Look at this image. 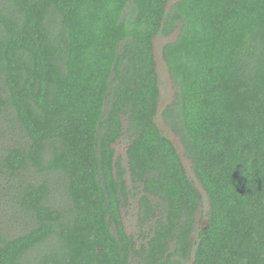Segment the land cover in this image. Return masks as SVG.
<instances>
[{"label": "trees", "instance_id": "1", "mask_svg": "<svg viewBox=\"0 0 264 264\" xmlns=\"http://www.w3.org/2000/svg\"><path fill=\"white\" fill-rule=\"evenodd\" d=\"M0 264H264V0H0Z\"/></svg>", "mask_w": 264, "mask_h": 264}, {"label": "rangeland", "instance_id": "2", "mask_svg": "<svg viewBox=\"0 0 264 264\" xmlns=\"http://www.w3.org/2000/svg\"><path fill=\"white\" fill-rule=\"evenodd\" d=\"M155 42H157V41H155ZM162 65H164L163 63H162ZM174 141H176V139L174 138ZM115 147H117V149H118V151H120V150H122V147H121V144H118V145H116ZM179 147V145L177 144V148ZM179 154L181 155L182 154V152H181V150L179 151ZM182 161H183V163H184V165L186 166V167H188V163H187V160H185V158L184 157H182ZM134 212H133V210H131V211H129L128 212V214H126V216H128L127 218V221H126V223H127V230L128 231H131V233H133L134 231L133 230H135V218H134ZM133 229V230H132ZM129 233V232H128Z\"/></svg>", "mask_w": 264, "mask_h": 264}, {"label": "flooded vegetation", "instance_id": "3", "mask_svg": "<svg viewBox=\"0 0 264 264\" xmlns=\"http://www.w3.org/2000/svg\"><path fill=\"white\" fill-rule=\"evenodd\" d=\"M132 198L130 197L129 198V200H130V202H128V207L126 208V209H124L123 211H125V213H124V217H123V223H124V225H125V229H126V232H129L130 234H131V231H128L127 230V223H126V221H127V217L128 216H126V214H128V212L129 211H131V210H133V212H134V218H135V230H133L134 232H136V230H137V217L135 216V212H136V207H137V202H136V200H131ZM133 232V233H134Z\"/></svg>", "mask_w": 264, "mask_h": 264}]
</instances>
